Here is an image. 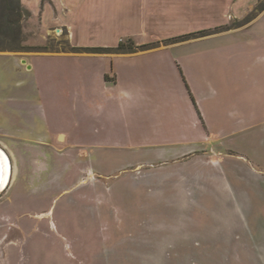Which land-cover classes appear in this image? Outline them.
Returning a JSON list of instances; mask_svg holds the SVG:
<instances>
[{
  "label": "rangeland",
  "instance_id": "rangeland-1",
  "mask_svg": "<svg viewBox=\"0 0 264 264\" xmlns=\"http://www.w3.org/2000/svg\"><path fill=\"white\" fill-rule=\"evenodd\" d=\"M22 2L33 12L22 22V48L0 51V141L29 145L27 152L36 161H17L20 172L0 195V264H237L235 254L249 247L215 246L204 237L199 241L204 244L164 239L165 229L180 225L185 230L198 218L203 223L210 220L212 225L201 226L210 237L217 215L195 207L208 209L213 199L198 203L200 199L191 198L185 205L191 211L183 213L167 211L174 198L140 192L131 158L142 153L137 140L145 146L149 137L133 134V117H120L110 108L108 102L115 105L117 96L127 95L128 89L108 75L120 66L118 55L171 45L143 60H178L179 66L169 60L163 78L167 84L161 86L172 84V91L156 90L157 95L178 96L183 93L177 86L183 69L195 84L191 63L196 57L215 62L223 54L219 48L240 37L252 36L264 44V0ZM215 27L220 30L166 41ZM130 39L134 51L115 50ZM23 58L33 62L32 68ZM131 103L125 99V104ZM57 132L71 136L61 154L48 146ZM95 140L106 149L86 144ZM100 153L110 154L112 160H90ZM171 185L174 182H167ZM223 200L228 202L227 197ZM183 201L177 198L174 206ZM255 216L264 223V214Z\"/></svg>",
  "mask_w": 264,
  "mask_h": 264
},
{
  "label": "crops",
  "instance_id": "crops-1",
  "mask_svg": "<svg viewBox=\"0 0 264 264\" xmlns=\"http://www.w3.org/2000/svg\"><path fill=\"white\" fill-rule=\"evenodd\" d=\"M249 26L229 31L237 32ZM170 46L135 55H118L120 66L108 75L116 84L128 89L127 95L117 96L115 105L113 101L108 102L110 108L116 109L120 117L126 115L129 120L133 117L129 122L133 134H147L145 139L149 137L145 146L141 138L137 140L140 145L137 151L142 153L131 158L135 161L136 186L152 198H174L172 208L167 211L180 209L188 213L190 207L185 205L190 204L191 198L200 199L196 200L198 203L206 197L213 199L208 209L195 207L201 213L217 215L218 223L212 222L215 225L210 237L201 228L205 223L212 225L210 220L203 223L198 218L191 221L195 226L188 225L185 230L180 225L165 229L164 239L183 244V238H186L204 244L199 242L204 237L209 240L206 243L215 246L238 244L249 250H245L246 253L238 251V254L230 252L236 255L237 264H264V223L260 216H255L264 214V44L252 36L227 42L219 48L223 54L221 52L215 62L206 57L193 59L191 68L195 73V84L188 79L185 69L183 72L180 69L182 80L177 86L183 93L157 95V89L172 91V84L161 86L167 84L163 78L169 60L179 66L178 60L171 57L163 63L156 57L146 61L143 57ZM132 78L134 81L130 82ZM142 88L149 92L144 94ZM125 99L132 105L125 104ZM86 102L93 108L92 99ZM157 136L161 138L156 140ZM70 140L68 132L61 137L59 132L56 140L53 135V140L47 143L61 154L69 147ZM86 144L97 150L106 149L97 140ZM0 147L12 166L10 182L1 195L20 172L17 161L36 160L27 152L26 147L32 149L27 144L13 146L0 141ZM115 159L118 160L114 156ZM90 160L112 159L110 154L100 153L97 159L92 157ZM167 182H174V185L167 187ZM136 186L134 184V190ZM225 197L228 202L223 200ZM177 198L186 201L181 206H174Z\"/></svg>",
  "mask_w": 264,
  "mask_h": 264
},
{
  "label": "trees",
  "instance_id": "trees-1",
  "mask_svg": "<svg viewBox=\"0 0 264 264\" xmlns=\"http://www.w3.org/2000/svg\"><path fill=\"white\" fill-rule=\"evenodd\" d=\"M32 13V10L26 6L22 0H0V51H16L22 48V42L24 40L22 22L25 18L30 17ZM218 30H220L219 27L203 29L186 33L180 37L172 38L166 41L184 40L192 37L204 36ZM145 46L147 45L142 47ZM115 50L119 52H131L135 50V47L130 39V43H120Z\"/></svg>",
  "mask_w": 264,
  "mask_h": 264
},
{
  "label": "water",
  "instance_id": "water-1",
  "mask_svg": "<svg viewBox=\"0 0 264 264\" xmlns=\"http://www.w3.org/2000/svg\"><path fill=\"white\" fill-rule=\"evenodd\" d=\"M59 30L60 29H58V31ZM22 61L24 64H27L29 68L32 67L31 64H28V60L26 58H23ZM11 173V161L8 155L6 154L5 150L0 147V193L8 186L11 179Z\"/></svg>",
  "mask_w": 264,
  "mask_h": 264
},
{
  "label": "bare ground",
  "instance_id": "bare-ground-1",
  "mask_svg": "<svg viewBox=\"0 0 264 264\" xmlns=\"http://www.w3.org/2000/svg\"><path fill=\"white\" fill-rule=\"evenodd\" d=\"M2 151V150H1ZM3 154H4V152H3Z\"/></svg>",
  "mask_w": 264,
  "mask_h": 264
}]
</instances>
